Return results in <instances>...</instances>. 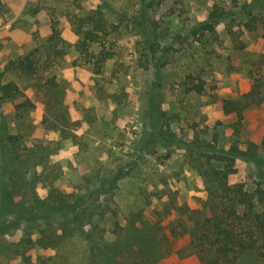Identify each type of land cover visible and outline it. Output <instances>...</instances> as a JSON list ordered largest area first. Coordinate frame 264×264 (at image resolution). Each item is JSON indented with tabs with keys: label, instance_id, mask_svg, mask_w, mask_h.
Listing matches in <instances>:
<instances>
[{
	"label": "rangeland",
	"instance_id": "374dc122",
	"mask_svg": "<svg viewBox=\"0 0 264 264\" xmlns=\"http://www.w3.org/2000/svg\"><path fill=\"white\" fill-rule=\"evenodd\" d=\"M215 10V30L204 29ZM91 15L107 32L86 58L75 45L93 28ZM263 16L264 0H0V73L43 46L54 21L65 49L33 78L0 79L22 90L16 101L0 97V264H133L129 249L105 262L96 246L135 235L154 264H196L189 230L207 197L194 167L203 147L254 143L264 168V103L245 111L238 136L237 117L221 108L249 92L263 68ZM101 54L109 59L100 68ZM198 84L202 94L188 91ZM26 99L34 107L17 114ZM7 134L21 135L26 162L3 157ZM234 168L232 182L258 181L255 164L237 159ZM12 173L25 178L16 207L30 208L36 191L53 211L29 221L2 209Z\"/></svg>",
	"mask_w": 264,
	"mask_h": 264
},
{
	"label": "trees",
	"instance_id": "16d2710c",
	"mask_svg": "<svg viewBox=\"0 0 264 264\" xmlns=\"http://www.w3.org/2000/svg\"><path fill=\"white\" fill-rule=\"evenodd\" d=\"M220 17L221 14L217 10L213 11L204 29L214 31L217 19ZM87 19L93 24V28L82 30L79 33L80 40L75 45L81 56L86 58L91 56L90 45L98 42L100 37L98 33L107 32L103 19H97L94 15L88 16ZM254 23H248L246 27L253 30L256 28ZM259 23L262 25L264 39V16ZM61 43V31L58 28V22L54 21L52 33L46 43L25 55L10 60L0 73V79L11 74L26 78L37 76L41 72L42 64L50 67L65 54L64 47H59ZM108 59L106 54H101L98 58V67L101 68ZM260 63L263 68L252 73L250 91L238 99H223L221 102V108L226 115L237 117L235 123L237 136L244 121L245 111L264 103V55ZM51 86L56 87L57 84L52 80ZM188 91L202 94L204 88L198 84L189 88ZM0 95L2 100L16 101L22 96V90L15 81H9L0 86ZM33 107L32 102L26 99L17 104L16 112L20 115L22 111H28ZM21 139V135L4 136L1 145L3 157L5 155L13 162H16L15 160L26 162L25 157L21 160L22 156H20ZM202 150V155L194 160V167L204 180L207 197L202 209L192 212L190 218L192 227L189 230L190 242L197 258L196 264H264V168H260L262 161L258 145L235 142L229 149L221 150L212 144H207ZM24 155L30 156L29 153ZM237 159L258 166V181L253 187L249 188L243 182L231 181V176L237 171L234 168ZM119 177L120 174L112 180L115 182ZM24 179L18 173L16 175L12 173L2 182V209H17L20 217L35 221L37 213L49 214L55 205L53 207L52 204L41 201L34 191L35 203L30 208L16 207L13 201L14 195L21 192ZM63 205L60 202L56 209L62 210ZM42 233L45 234L44 231ZM87 238L95 242L93 234H88ZM132 240L135 242H131L129 238L127 244H115L112 249L109 245L96 247L105 262L112 257L111 251L116 255L124 249H129L135 254L133 264H154L152 261L154 252L152 248L142 246L145 243L142 237L135 235ZM30 242L32 241L29 239ZM136 243L139 246L137 249L134 248Z\"/></svg>",
	"mask_w": 264,
	"mask_h": 264
}]
</instances>
